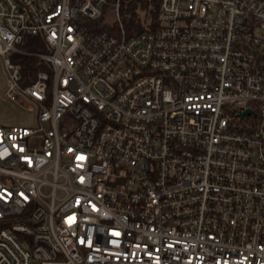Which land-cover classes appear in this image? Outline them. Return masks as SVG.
<instances>
[{
	"label": "built area",
	"instance_id": "2783aa9c",
	"mask_svg": "<svg viewBox=\"0 0 264 264\" xmlns=\"http://www.w3.org/2000/svg\"><path fill=\"white\" fill-rule=\"evenodd\" d=\"M134 1L0 0V264H264V0Z\"/></svg>",
	"mask_w": 264,
	"mask_h": 264
},
{
	"label": "rangeland",
	"instance_id": "374dc122",
	"mask_svg": "<svg viewBox=\"0 0 264 264\" xmlns=\"http://www.w3.org/2000/svg\"><path fill=\"white\" fill-rule=\"evenodd\" d=\"M126 9V10H125ZM123 11V18L129 21L133 17L132 7H125ZM137 12L142 17L149 15L147 8H138ZM107 22L113 20V16L110 13H106ZM151 22V20H150ZM6 90V73L2 60L0 59V125L4 126H36L35 113L25 108L20 103L11 101L10 99H4V92Z\"/></svg>",
	"mask_w": 264,
	"mask_h": 264
},
{
	"label": "trees",
	"instance_id": "16d2710c",
	"mask_svg": "<svg viewBox=\"0 0 264 264\" xmlns=\"http://www.w3.org/2000/svg\"><path fill=\"white\" fill-rule=\"evenodd\" d=\"M158 0H136L133 3V20L129 22L128 29L131 32L134 30L131 27L136 25V17H138L137 10L138 8H147L152 4L157 8ZM40 36L38 37H29L22 44V49L30 53H44L46 52V44ZM13 61L21 66V71L25 81L32 82L36 79V76L39 71L47 70L46 64L41 62L37 56L25 55V54H14Z\"/></svg>",
	"mask_w": 264,
	"mask_h": 264
}]
</instances>
